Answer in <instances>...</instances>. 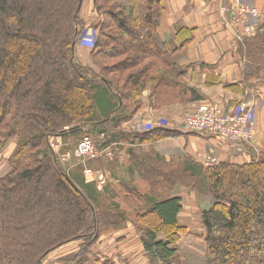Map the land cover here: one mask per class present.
Returning <instances> with one entry per match:
<instances>
[{"label":"trees","instance_id":"trees-1","mask_svg":"<svg viewBox=\"0 0 264 264\" xmlns=\"http://www.w3.org/2000/svg\"><path fill=\"white\" fill-rule=\"evenodd\" d=\"M82 1L0 0V147L17 140L10 169L0 177V264H43L55 249L84 240V249L64 260L79 263L102 231L125 222L124 213L102 206L95 183L65 170L49 138L105 130L109 138L99 146L118 143L123 136L114 128L137 110L144 89L152 84L161 101L164 87L173 85L163 69L175 65L172 55L187 41L173 47L160 38L162 0H94L103 16L94 71L75 57ZM241 50L264 79V33L245 37ZM177 135L154 128L134 137L145 142ZM144 170V177L154 172L150 185L166 181L172 192L176 176L182 181L186 173L198 182L194 189L213 197L201 213L204 264H264V152L204 170L189 162L166 174ZM146 200L132 222L146 252L154 264H186L180 240L188 232L178 221L182 198L171 193Z\"/></svg>","mask_w":264,"mask_h":264},{"label":"crops","instance_id":"crops-1","mask_svg":"<svg viewBox=\"0 0 264 264\" xmlns=\"http://www.w3.org/2000/svg\"><path fill=\"white\" fill-rule=\"evenodd\" d=\"M229 1L231 0H162L163 11L158 28L160 38L170 41L173 47H179L180 43L187 39L186 43L174 52L172 59L186 74L189 84L198 89L199 96L192 104L203 102L228 104L243 99L253 100L257 97L264 99V79L260 74L255 75L253 64L241 50L242 40L230 27L229 16L222 12V7ZM88 2V6L84 8L83 18L86 24L90 25L94 16L89 8L92 0ZM91 50L87 46L77 47V57L84 65L88 66L91 63V59L88 58ZM141 111L146 119L153 123V128H164L180 133V135L161 139L152 144L151 149L156 153V157L159 155L166 162H169L172 157L175 158V163L184 162L183 160L188 157L195 161V155L210 152L219 161L243 163L255 154L264 152V104L256 112L254 144H246L247 155L236 154L226 141L214 134L188 132L180 120L183 111L181 102L171 105L164 104L152 110L149 107L147 96H144ZM149 130L146 129L143 132ZM105 132L103 130L100 133ZM144 146V149L150 148ZM132 153L134 150L123 152L122 160L114 165L116 166L115 174L109 171L112 166L104 169L110 175L108 183L99 192V199L104 197L114 203V206L121 205V201L137 200V195L132 192L134 190L132 185L138 181L139 160H135L136 157ZM196 169L198 170L197 167ZM85 180L93 182L88 178ZM127 187L132 191H127ZM191 193L190 191V195L187 193L184 196V187L176 185L172 194V196L182 198L183 208L178 215V221L187 228L188 232L182 235L180 244L186 235L192 238V241L195 238L198 239L197 235H191L195 232L196 216L197 220H200L202 234L205 233L201 210L209 209L214 203L212 197L205 195L209 199H205L207 203L205 205L201 202L202 200L197 199L198 195ZM191 203L198 204L189 205ZM135 232L134 224L129 221L122 228L99 237L82 261L73 264H136L141 257L147 259L145 264L151 263L150 256ZM158 237L163 239V233L160 232ZM80 244L82 245V240L64 244L49 253L44 258L43 264H65L64 260L81 250ZM128 247L130 249H127Z\"/></svg>","mask_w":264,"mask_h":264},{"label":"rangeland","instance_id":"rangeland-1","mask_svg":"<svg viewBox=\"0 0 264 264\" xmlns=\"http://www.w3.org/2000/svg\"><path fill=\"white\" fill-rule=\"evenodd\" d=\"M244 3L256 6L260 9L264 10V0H246V1H250V2H245L244 0H241ZM84 3V5H83ZM88 0H83L82 1V5L83 7H81L80 10V32L78 34V41H77V45L75 47V57L76 60L82 64L83 66L86 67H90L92 68L94 71L97 70V67L94 65L93 63V56H94V47L95 44L98 41L99 38V24L101 23V21L103 20V16L99 15L95 9H94V0H92V5L89 7L90 8V13L92 14V16H94L93 20H91V22L89 23L90 25H87L83 15H84V8H86V6H88ZM163 4V2H162ZM235 34L237 36H240V31L239 30H234ZM264 33V32H261ZM95 37V41L94 38ZM92 39V40H91ZM90 40V41H89ZM87 46L90 47L92 50L89 52V57L91 59V63L87 66L84 65L80 59L77 57L78 51H77V47L78 46ZM93 45V46H92ZM162 64H161V68H162ZM181 70L180 67L178 65H174L172 68H168V67H164L163 71H165L164 77H166L165 79H168L173 85H170L171 87L166 88V86L164 87L162 93L163 96L161 98V101H157V97L156 95L153 93V86L152 84H149L144 91L142 92V94L139 96V101H140V105L137 108V110L131 115V117L129 118V120L122 122L120 124V129L114 128V130H120L121 135L123 136V139H120V143H118V145H107L109 147V150L111 151V156L105 155L104 153H100L96 158L94 159H85V158H80L76 155V149H77V144L79 142V140L81 139V137L85 134L90 135V137L93 139V141L95 142L97 149L99 151L103 150L104 148H101L99 146L100 143H103V141H107L108 140V136L107 135H103V134H97L95 135V133H91V131H81L77 134H72V133H68L67 135L61 136V135H53L49 138V140L51 141V150L53 149L55 151V156L56 158L59 160L60 164L65 168V170L67 172L74 173V174H79L80 176L84 177V178H88L89 181H93L97 188L100 190H103L104 187L106 186V184L108 183V178H109V173H106V171L104 170L105 168L109 169L110 166L111 169L109 170L111 174H115V164H117L120 160H122V154L123 152H129V150H134V153H132V155H135V160L138 159L139 160V164H138V173H137V179L138 181L136 183H134L132 186V188L134 189L133 191L131 190V188H126L127 191L131 190L133 193H135L137 196V200L136 201H121V205H119V209H115V206L113 205L114 203H112L110 200L105 199L104 197H100L101 199H99V201L101 202L102 206L106 209H111L113 211H117L119 210L120 212L124 213L126 216V220L124 223L121 224L120 227L115 228V229H108V230H104L100 233L99 237L101 236H105V234H108L109 232H112L116 229H120L123 226H125L129 221L133 222V219L135 217V213L143 210L144 208H146L148 202L146 200V196L147 197H167L169 195H171L172 189H170V186L168 185V183L166 181H161L159 183H156L158 186H154V185H150L149 181L152 182V179L155 178V176H152V174L154 172H148V174L146 173L145 177L148 178V181H145V177L142 176L144 175V167L148 166L151 168H155L157 170L160 171V173H168L171 170L176 169L177 167H181V163L184 164L186 162H189L191 164H193V166L197 167L199 170H204L207 169L208 167L211 166H207L205 165L202 160L201 157H199L198 155H195V161L191 158H185L183 161L184 162H178L175 163V158L172 157L170 158L169 162H166L165 159L163 157H160L159 155L156 157V153L154 152L153 149H151L152 144H154L156 141L158 140H152V141H145V142H140L138 138H135L134 136L138 133L143 132L146 129H154L153 127V123H151L150 121H148L144 115V113H142L141 111V107H142V102H143V98L144 96H147L148 101H149V107L152 110L158 109L160 106L164 105V104H175L176 102H181V105L183 106V111L182 114L180 116V120L181 122L183 121V119L185 118V116L197 109L198 106L202 105V104H210L212 106L215 107H219L222 110L226 111V112H243L244 111V104H248L249 106H251V110H252V117L245 123V127L246 128H252V139L251 140H246V139H242L243 143L246 144H250L253 145L254 144V139H255V125H256V112L260 109V107L264 104V99H262L261 97H257L253 100H249V99H243L239 102H235V103H231L229 102L228 104H217V103H209V102H203V103H199V104H192V102L194 100H196V98L199 96V92L198 89L195 87H192L189 82H188V78L186 76V74L183 73H178V71ZM256 75V74H255ZM259 75V74H257ZM262 77V76H261ZM174 83L176 85H174ZM263 101V102H262ZM159 102V103H158ZM150 103L152 105H150ZM147 121H146V120ZM69 127H67L68 129ZM90 128V127H89ZM66 129V128H65ZM60 136V137H58ZM161 140V139H159ZM149 146L150 148L148 149H144L145 146ZM103 146V145H102ZM144 146V147H142ZM17 147V140L16 139H10V140H6L0 147V176L6 174V172L8 173L9 169H10V157L12 156V154L15 152ZM101 149V150H100ZM122 150V152H121ZM149 151V153H148ZM208 153V155H211L210 152H206ZM213 156V155H211ZM137 160V161H138ZM113 161V162H112ZM114 166V167H113ZM202 167V168H201ZM85 168H89L92 170V173L90 174H86L85 173ZM71 171V172H70ZM99 175H103V179H104V183L101 184L98 182L97 178ZM108 175V176H107ZM175 179H178V182L176 180V185H180L184 187V196L187 195V193L189 194L190 191L192 192L191 194L193 195H198L197 199L202 200L201 202L205 205H207L206 200L208 199L206 198L207 196L212 197L211 195H209L208 193H200V191H197L196 189H194V184L197 185L198 182L196 181V179L191 180V177L184 173L183 177H182V181L179 180L180 175L178 174L176 176ZM160 180V179H159ZM186 188V189H185ZM192 188V189H191ZM175 189V188H174ZM190 195V194H189ZM207 195V196H205ZM196 198V197H195ZM213 198V197H212ZM192 200H194L193 198H191ZM196 199V201H197ZM209 200V199H208ZM214 200V199H213ZM198 203H191L189 205H195ZM203 211V210H201ZM200 213V211H199ZM197 214V213H196ZM196 216V215H195ZM156 222V219H155ZM154 221H151V223H155ZM136 232L135 234L139 236L140 241L142 242V237L140 232L138 231V229L136 228L137 225H134ZM135 235V236H136ZM193 236L198 237V239H194L192 241V238H189L187 235L184 236V239L182 241V243L180 244V248H181V252H182V260L183 262H185L186 264H194V263H202L204 264V262L207 263V249H206V244L204 241V234H202V230H201V226H200V220H197V216L195 217V232H193V234H191ZM190 235V236H191ZM135 240V238H133ZM98 241V240H97ZM95 241L93 244H91L89 246V250L92 248V246L95 245V243L97 242ZM84 240H82V245L80 244L79 248L82 250L84 249ZM96 247V246H95ZM144 248V245H143ZM127 249H130V247H128ZM145 249V248H144ZM137 250V249H136ZM89 252V251H88ZM141 252V250H140ZM145 261H147V259L145 257H141L140 260L136 263V264H145ZM122 264V263H121ZM148 264H154L153 260L151 259V263Z\"/></svg>","mask_w":264,"mask_h":264},{"label":"built area","instance_id":"built-area-1","mask_svg":"<svg viewBox=\"0 0 264 264\" xmlns=\"http://www.w3.org/2000/svg\"><path fill=\"white\" fill-rule=\"evenodd\" d=\"M222 12L224 15L229 16L230 27L233 30L240 31L239 38L242 41L245 37L264 32L263 9L244 3L241 0H231L222 7ZM93 38L95 41V37ZM251 113V106L248 104H244L243 112H226L219 107L202 104L185 116L182 125L188 132L214 134L226 141L236 154L247 155L246 143H243L242 139H252V128L244 126L252 117ZM49 144L51 147L50 140ZM113 144L118 145V143H112L111 145ZM109 146H105L103 150L100 149L101 151H99L90 135L85 134L77 144L76 155L85 159H94L100 153L111 156V151L107 148ZM52 152L55 154L53 149ZM198 156L207 166H213L220 162L218 158L208 155V153H200ZM85 173L90 174L92 170L85 168ZM97 180L103 184V175H99Z\"/></svg>","mask_w":264,"mask_h":264}]
</instances>
